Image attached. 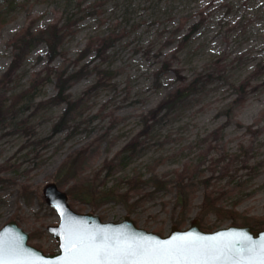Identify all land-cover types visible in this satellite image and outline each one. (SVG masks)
Masks as SVG:
<instances>
[{"label":"rangeland","instance_id":"rangeland-1","mask_svg":"<svg viewBox=\"0 0 264 264\" xmlns=\"http://www.w3.org/2000/svg\"><path fill=\"white\" fill-rule=\"evenodd\" d=\"M17 5L5 13L7 22L0 21V79L13 59L9 41L30 22L36 32L56 22L71 29L53 62L41 43L4 86L0 230L16 221L32 246L57 252L48 227L60 218L43 196L50 182L67 194L93 183L100 194L87 201L71 195L72 209L103 221L130 216L138 227L162 236L173 225L187 228L193 219L205 231L264 228V0H17ZM196 23L199 29L187 37ZM49 68L80 72L68 91L75 110L57 134L53 128L67 103L54 100L57 79ZM184 84L194 85L193 91L146 127L145 116ZM136 139L140 146L133 157L115 159ZM79 151L86 152L81 164L70 178L58 179L62 164ZM113 159L111 173L106 167ZM187 166L194 170L193 187L180 208L176 173ZM137 176L156 182L131 193L128 204L115 197ZM105 193L110 194L100 200ZM206 195L217 198L220 212L204 211Z\"/></svg>","mask_w":264,"mask_h":264},{"label":"water","instance_id":"water-1","mask_svg":"<svg viewBox=\"0 0 264 264\" xmlns=\"http://www.w3.org/2000/svg\"><path fill=\"white\" fill-rule=\"evenodd\" d=\"M43 196L46 203L60 217L58 225L48 227L49 233L58 242V252L45 254L29 245V233L16 221H10L0 230V244L3 245L5 259L10 258L9 250L14 248L18 264H62L70 257L67 240L69 232L87 236L103 232L108 237L109 243L132 246L170 244L182 238H193L201 242H209L215 245L219 252L224 253L217 264H232L236 254L244 252L248 244L258 245L264 242V228L254 230L252 226H229L207 232L201 228L200 220L193 219L189 227L180 229L173 225L169 234L162 236L138 227L130 216H126L120 222L102 221L101 217L94 213L74 211L69 204L68 194L61 191L54 182L44 186Z\"/></svg>","mask_w":264,"mask_h":264},{"label":"trees","instance_id":"trees-1","mask_svg":"<svg viewBox=\"0 0 264 264\" xmlns=\"http://www.w3.org/2000/svg\"><path fill=\"white\" fill-rule=\"evenodd\" d=\"M18 8L17 0H0V21L1 22H7L5 20V13H13L14 10ZM3 24V23H2ZM200 27V23H196L192 26L190 33L187 35L191 36L194 32H196ZM71 27H63L59 24V22L50 24L47 28L41 29L39 32H36L34 30V22H30L26 27L21 29L10 41L9 45L13 49V59L7 69V71L4 73V76L2 79H0V123L4 121L6 117V110H5V89L4 86L9 81L13 75L20 69L22 66L24 60L27 58L29 53L39 44L44 43L47 46L48 53L47 57L49 62H53L57 56L60 54V48L64 41V39L69 35V30ZM109 39H104L102 47L104 50H106L109 46ZM167 66V65H166ZM49 74H52L54 72L55 77L57 79V95L55 96L54 100H56L58 103H67V109L65 110L64 114L60 118L59 122L55 124L53 128V134H57L61 132L67 125L69 116L71 115L72 111L75 110V103L71 101L69 97V88L71 84L79 78L80 72L77 73H70L66 69H48ZM192 84H184L180 88H178L175 92L170 94L166 97L165 100L161 102L155 108L152 110L147 116H145V124L146 127H150L149 122L155 121L160 113L162 111L168 110L172 107H174L176 104L181 102L186 95L191 93L193 91ZM4 89V91H3ZM140 146V142L138 139L128 143L117 155L115 159L123 158L124 155L129 154L128 156L133 157ZM85 151H79L75 152L73 155H71L67 161H65L62 164V168L60 170L59 177H64L68 179L72 176V172L74 171L73 168L78 164H81L80 161L85 158ZM115 159L109 162L106 169H108L112 173V168L116 166ZM65 170L68 171V173H65ZM194 172L190 166H187L182 172L176 173V186L178 188V206L181 208L186 205L185 201H188L189 198V188L193 187V181L192 177L189 174L190 172ZM156 182L155 179H149V180H143L141 177H133L132 179L128 180V184L130 185L127 191L124 193H119L115 195V197H118L121 201L125 202L126 204L129 203L130 200V194L134 193H141L144 190V186L147 185L149 182L153 183ZM207 182V181H205ZM163 185V183H160ZM207 185V184H205ZM27 191L28 188H25ZM97 187L90 183L86 186L80 188L79 186L72 187L70 189L69 197L71 198V195L74 198H81L83 201L90 200L95 194H100V192L96 191ZM95 193V194H94ZM110 193H105L104 197H102L100 200L104 201L105 197H107ZM114 195V194H113ZM72 197V198H73ZM217 198H211L209 195L205 196L203 207L205 212H220L221 209L217 208ZM236 219H233V223L237 224ZM244 222V221H243ZM242 222V223H243ZM250 224V223H249ZM201 226L203 229H206L203 222H201ZM207 230V229H206Z\"/></svg>","mask_w":264,"mask_h":264},{"label":"snow or ice","instance_id":"snow-or-ice-1","mask_svg":"<svg viewBox=\"0 0 264 264\" xmlns=\"http://www.w3.org/2000/svg\"><path fill=\"white\" fill-rule=\"evenodd\" d=\"M67 240L70 257L62 264H217L224 256L215 245L193 238L132 246L109 243L103 232L91 236L69 232ZM3 253L0 244V264H18L14 248L9 250V259ZM232 264H264V242L248 244Z\"/></svg>","mask_w":264,"mask_h":264},{"label":"bare ground","instance_id":"bare-ground-1","mask_svg":"<svg viewBox=\"0 0 264 264\" xmlns=\"http://www.w3.org/2000/svg\"><path fill=\"white\" fill-rule=\"evenodd\" d=\"M59 217V216H58Z\"/></svg>","mask_w":264,"mask_h":264}]
</instances>
